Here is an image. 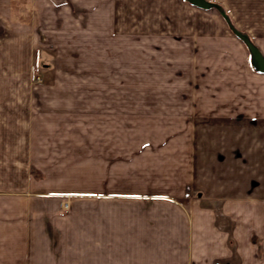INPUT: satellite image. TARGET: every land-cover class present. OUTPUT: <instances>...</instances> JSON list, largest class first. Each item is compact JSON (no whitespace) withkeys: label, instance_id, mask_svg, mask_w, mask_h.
I'll list each match as a JSON object with an SVG mask.
<instances>
[{"label":"crops","instance_id":"obj_1","mask_svg":"<svg viewBox=\"0 0 264 264\" xmlns=\"http://www.w3.org/2000/svg\"><path fill=\"white\" fill-rule=\"evenodd\" d=\"M207 1L0 0V264H264V69L246 42L264 58V0ZM134 31L144 47L163 31L175 91H31L41 45L59 59L77 34L100 67Z\"/></svg>","mask_w":264,"mask_h":264},{"label":"rangeland","instance_id":"obj_2","mask_svg":"<svg viewBox=\"0 0 264 264\" xmlns=\"http://www.w3.org/2000/svg\"><path fill=\"white\" fill-rule=\"evenodd\" d=\"M222 14V18L228 26L233 24L232 19L229 14L222 10L221 5L218 6L217 3H214ZM214 5V6H215ZM153 27V26H152ZM151 27V28H152ZM134 43L132 44V48L128 46L125 40L122 39L121 45L118 46L115 50L110 51V47L108 46L107 51L102 49L100 54V63L101 66H96L94 62V50L90 51L88 47L84 52L81 47L78 45L77 34L73 35H65L63 38L64 48L60 49L59 59L54 57L56 53L52 52L51 49L49 52L45 50V45H41L43 47L42 55L38 57V60L33 63L31 69V77L29 85L31 87V91H64V92H74L85 94L88 97H92L95 92L101 91H111L115 90L123 93H133L134 97L138 94L141 96L142 93H150L154 95V93H169L175 91L174 77H173V68H171L172 61H165L163 64H159L158 60H161L164 55H167V52L162 48L165 43H160L158 40H155L153 36L158 34H163V31H147L149 34V42H146L148 46H141L140 39L142 40L143 35H141V31H134ZM146 32V31H145ZM72 41V42H70ZM58 59L59 64L62 67V72L65 76L64 80L60 83H56V75L58 72L57 65H52L53 59ZM63 62V63H62ZM59 66V65H58ZM66 76H70L69 78ZM158 95V96H159ZM156 100H154L150 104V111L147 116H152L157 114L154 110H151V106L155 104ZM136 110V109H135ZM134 125L140 124L142 120L143 112L137 110L134 112ZM124 116L119 118V122ZM131 119V120H132ZM145 120V119H144ZM130 121V120H129ZM150 123L153 121L150 119ZM120 126L121 123H118ZM125 125V124H123ZM129 125V124H127ZM124 139V137H122ZM135 140H138L134 138ZM133 139V140H134ZM140 141V140H139ZM93 141H91V151ZM89 164L87 167L90 168L91 175L84 180L86 184V188L92 190L95 186L92 168L94 167L93 156H89ZM118 179L117 183H124V181ZM73 182V181H70ZM109 184V179L104 181ZM103 183V184H104ZM204 192H197L191 196V199L194 201L193 203H201L205 197H203ZM218 200L217 203H219ZM66 208L69 205L66 204ZM218 215L222 216V213H218ZM223 217V216H222ZM219 224L220 221L222 224L226 225V218L217 219ZM221 225V224H220ZM231 230V226L229 227ZM231 242H233L231 240ZM233 246V244H232ZM220 264V263H219Z\"/></svg>","mask_w":264,"mask_h":264},{"label":"water","instance_id":"obj_3","mask_svg":"<svg viewBox=\"0 0 264 264\" xmlns=\"http://www.w3.org/2000/svg\"><path fill=\"white\" fill-rule=\"evenodd\" d=\"M192 3L202 7V8H210L212 7L213 3L207 1V0H190ZM246 42L250 45V48H251V52H252V55H253V59H254V63L256 65H258V67L260 69H263V67L261 66L260 64V61H259V57L257 55V53L255 52V50L253 49V46L251 45V43L246 39Z\"/></svg>","mask_w":264,"mask_h":264},{"label":"bare ground","instance_id":"obj_4","mask_svg":"<svg viewBox=\"0 0 264 264\" xmlns=\"http://www.w3.org/2000/svg\"><path fill=\"white\" fill-rule=\"evenodd\" d=\"M248 40V39H247ZM249 41V40H248ZM250 42V41H249ZM252 45V44H251ZM253 46V45H252ZM253 49L255 50V52L257 53L259 60H260V64L264 69V58L262 57V55L260 54V52L255 48V46H253Z\"/></svg>","mask_w":264,"mask_h":264},{"label":"built area","instance_id":"obj_5","mask_svg":"<svg viewBox=\"0 0 264 264\" xmlns=\"http://www.w3.org/2000/svg\"><path fill=\"white\" fill-rule=\"evenodd\" d=\"M66 204H68V203H67V202H65V203L63 204V207H64V208H66V206H67Z\"/></svg>","mask_w":264,"mask_h":264}]
</instances>
